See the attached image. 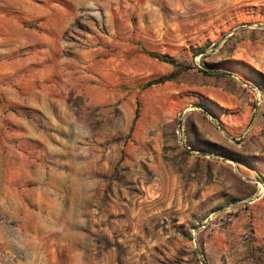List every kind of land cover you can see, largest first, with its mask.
I'll return each instance as SVG.
<instances>
[{
    "label": "rangeland",
    "instance_id": "rangeland-1",
    "mask_svg": "<svg viewBox=\"0 0 264 264\" xmlns=\"http://www.w3.org/2000/svg\"><path fill=\"white\" fill-rule=\"evenodd\" d=\"M0 102V264H264V0H0Z\"/></svg>",
    "mask_w": 264,
    "mask_h": 264
},
{
    "label": "trees",
    "instance_id": "trees-1",
    "mask_svg": "<svg viewBox=\"0 0 264 264\" xmlns=\"http://www.w3.org/2000/svg\"><path fill=\"white\" fill-rule=\"evenodd\" d=\"M142 52L144 54H146L147 56H149V57H151V58H153V59H155V60H157V61H159L161 63H165V64H168V65L174 66V67L179 66L178 63H176L173 59H171L170 57H168L166 55H160V54H156V53H151L149 51H146L143 48H142ZM206 68L209 69V68H214V67L210 66V65H206ZM201 72L205 76H208V77L224 78L223 77L224 75H221L219 73L210 74V73L205 72V71H201ZM173 81L174 80L172 79L171 76H163V77H160L158 79H154V80H151V81L145 83L144 85L141 86V89H149V88H152V87H155V86H162V85H165V84H167L169 82H173ZM0 103H2V102H0ZM209 103L214 105L213 102L209 101ZM200 107L203 108V109H207V107L205 106L204 103H201ZM208 111L211 113L210 110H208ZM257 111H256V113H257ZM139 112H140V102L137 100L136 101V108H135V112H134V118H133V121H132V125H134L135 122L137 121V119L139 117ZM132 131L133 130H132V127H131L129 133L131 134ZM193 137H194V139H192L191 132H190L187 124H185L184 125V140H185L186 146L188 148H190L191 151H197V152L201 153L203 155L202 159H205L206 157L210 156V157H217V158H232L237 163H243V164L248 163L246 160H245V162H246L245 163L241 159L232 157V155L229 154V151H227L226 149H224L220 145L200 140L197 137L196 134H193ZM183 147H184L183 151L186 154H190V151H188V149L185 146H183ZM226 153H228V154H226ZM260 153H264V149H262L260 151ZM198 158H201V157H198ZM188 238H191L190 235H189Z\"/></svg>",
    "mask_w": 264,
    "mask_h": 264
},
{
    "label": "built area",
    "instance_id": "built-area-1",
    "mask_svg": "<svg viewBox=\"0 0 264 264\" xmlns=\"http://www.w3.org/2000/svg\"><path fill=\"white\" fill-rule=\"evenodd\" d=\"M259 102H258V106H259V104L261 103V99H260V96H259ZM177 134H178V137H181V134L183 135V128H181L180 130L178 129V131H177ZM181 141V140H180ZM186 146V145H185ZM186 148L187 149H189L187 146H186Z\"/></svg>",
    "mask_w": 264,
    "mask_h": 264
},
{
    "label": "water",
    "instance_id": "water-1",
    "mask_svg": "<svg viewBox=\"0 0 264 264\" xmlns=\"http://www.w3.org/2000/svg\"><path fill=\"white\" fill-rule=\"evenodd\" d=\"M215 73H218V72H215ZM257 107H258V105L256 106V109H257ZM197 108H199V109H202L201 107H197ZM208 116H210L211 117V119H214L211 115H209L205 110H203ZM189 150V149H188ZM195 230H197V228H195ZM202 264H205V262L204 261H202Z\"/></svg>",
    "mask_w": 264,
    "mask_h": 264
}]
</instances>
